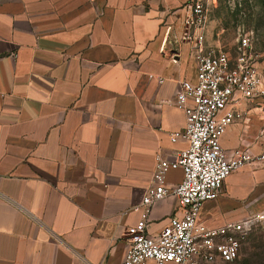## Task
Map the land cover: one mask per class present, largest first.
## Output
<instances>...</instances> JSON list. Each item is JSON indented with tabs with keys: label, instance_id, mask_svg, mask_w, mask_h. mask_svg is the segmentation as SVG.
Returning <instances> with one entry per match:
<instances>
[{
	"label": "crops",
	"instance_id": "crops-1",
	"mask_svg": "<svg viewBox=\"0 0 264 264\" xmlns=\"http://www.w3.org/2000/svg\"><path fill=\"white\" fill-rule=\"evenodd\" d=\"M185 1L0 0V264L121 262L138 218L124 212L150 184L155 156L187 146L170 140L185 121L179 82L195 77L173 13ZM236 121L225 152H259L254 124ZM257 167L231 173L200 219L219 225L260 210ZM181 177L170 170L166 185ZM177 205L173 195L155 203L148 231Z\"/></svg>",
	"mask_w": 264,
	"mask_h": 264
},
{
	"label": "built area",
	"instance_id": "built-area-1",
	"mask_svg": "<svg viewBox=\"0 0 264 264\" xmlns=\"http://www.w3.org/2000/svg\"><path fill=\"white\" fill-rule=\"evenodd\" d=\"M173 13L178 40L189 45L195 61L194 79L180 81L176 93L184 126L170 135L171 142L183 138L187 146L172 159L155 156L150 184L140 201L124 212H135L138 218L126 228V248L119 264L231 263L264 218L257 212L209 225L199 215L202 204L218 197L232 172L247 164L264 165V146L257 153L245 146L227 154L221 144L228 127L243 113L238 104L264 95L258 54L248 34L239 36L233 56L220 40L210 39L206 0H186ZM173 169L181 170L182 177L167 186L166 175ZM169 195L178 201L176 212L159 231L150 233L152 208Z\"/></svg>",
	"mask_w": 264,
	"mask_h": 264
},
{
	"label": "rangeland",
	"instance_id": "rangeland-1",
	"mask_svg": "<svg viewBox=\"0 0 264 264\" xmlns=\"http://www.w3.org/2000/svg\"><path fill=\"white\" fill-rule=\"evenodd\" d=\"M206 1L210 39L220 40L222 47L233 56L239 36L248 34L258 54L259 68L264 73V0ZM242 102L246 110L237 121L248 119L253 123L255 131L252 138L264 146V95ZM254 204L260 210L245 215L257 212L264 214V189ZM230 264H264V218L253 227L242 243L238 258Z\"/></svg>",
	"mask_w": 264,
	"mask_h": 264
}]
</instances>
